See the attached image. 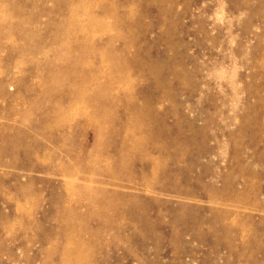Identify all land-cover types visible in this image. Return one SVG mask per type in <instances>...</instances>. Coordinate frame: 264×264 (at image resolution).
<instances>
[{
    "label": "rangeland",
    "instance_id": "374dc122",
    "mask_svg": "<svg viewBox=\"0 0 264 264\" xmlns=\"http://www.w3.org/2000/svg\"><path fill=\"white\" fill-rule=\"evenodd\" d=\"M0 23V264H264V0H0ZM75 168L125 198H78Z\"/></svg>",
    "mask_w": 264,
    "mask_h": 264
},
{
    "label": "bare ground",
    "instance_id": "6f19581e",
    "mask_svg": "<svg viewBox=\"0 0 264 264\" xmlns=\"http://www.w3.org/2000/svg\"><path fill=\"white\" fill-rule=\"evenodd\" d=\"M75 6V5H74ZM1 22H2V20H1ZM3 23V22H2ZM1 24V23H0ZM60 37H62V36H60ZM59 39V38H58ZM62 40V39H61ZM62 43V42H61ZM63 55V54H62ZM110 61L114 64V63H116V61H118L119 62V59L117 60V57L116 56H114V55H112L111 56V59H110ZM118 67L119 68H121L120 67V64H118ZM119 71H120V69H118ZM123 71V70H122ZM123 74H125L126 73V71H123L122 72ZM2 135V134H1ZM7 146H9V145H7ZM195 158V157H194ZM155 161V160H154ZM153 161V162H154ZM155 164L156 163H158V162H154ZM88 164V163H87ZM85 166V165H84ZM76 167V166H75ZM108 169V168H107ZM110 169V168H109ZM108 169V170H109ZM66 170H68V169H66ZM85 170V169H84ZM83 170V171H84ZM108 170L107 171H104V172H107V174H108ZM112 170V169H111ZM70 171V170H69ZM90 171V170H89ZM187 171V170H186ZM76 172V173H75ZM79 170H77L76 168L75 169H72L71 171H70V173H71V175H70V177H73V180L72 181H70V183H71V185L73 186V187H75L76 188V190H78L79 191V195L77 194V196H78V198H79V196L81 197V196H84L85 194H87L88 192H90V191H92V192H94L93 191V189H91L90 187H88L87 185H84V186H79V185H75L76 184V178L75 177H79L80 175H79ZM112 172V171H111ZM69 173V172H68ZM110 173V172H109ZM76 174H77V176H76ZM81 174V173H80ZM85 174V173H84ZM130 175V174H129ZM127 176H128V174H127ZM125 177V176H124ZM85 180H90V176H88V175H84V177H83ZM129 178V177H128ZM112 179V178H111ZM121 179H122V177H121ZM114 180V179H113ZM188 180H189V178H188ZM111 182H112V180H110ZM114 182H116V181H114ZM149 185H151V184H149ZM153 186V185H152ZM115 188V187H114ZM150 189V188H149ZM100 197H102V198H100V197H98V196H96L95 195V192L94 193H92L91 194V198H92V203H95V202H100L101 204H114V202L117 200H123L124 198H125V196H126V194H124V193H122V192H118V191H114V192H110V191H108L106 188H104V189H101L100 190ZM75 197V196H74ZM115 198H116V200H115ZM124 202V201H123ZM125 203V202H124ZM108 207V206H107ZM93 208V207H92ZM106 210V209H105ZM98 211H100V210H98ZM104 211V210H103ZM117 211V210H116ZM102 212V211H101ZM108 212V211H107ZM113 212H114V210H113ZM120 212V211H119ZM109 213V212H108ZM107 213V214H108ZM77 214H79V213H77ZM100 214H102V213H100ZM104 215H106V213H103ZM100 217V216H99ZM107 218H108V216H107ZM106 218V219H107ZM109 220H111V219H109ZM105 221V220H104ZM113 223V222H112ZM112 225V224H111ZM83 227V226H82ZM79 228H81V227H79ZM82 229V228H81ZM81 229H80V231H81ZM73 230H71V228H69V232H72ZM76 231V230H75ZM81 246V245H80ZM82 247V246H81ZM77 262V261H76ZM79 262V261H78ZM77 262V263H78ZM81 263V262H80ZM83 263V262H82ZM81 263V264H82Z\"/></svg>",
    "mask_w": 264,
    "mask_h": 264
}]
</instances>
